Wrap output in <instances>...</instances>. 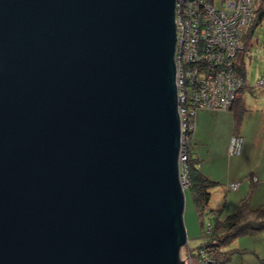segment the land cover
<instances>
[{"label":"water","instance_id":"95a60500","mask_svg":"<svg viewBox=\"0 0 264 264\" xmlns=\"http://www.w3.org/2000/svg\"><path fill=\"white\" fill-rule=\"evenodd\" d=\"M175 0H0V264H184Z\"/></svg>","mask_w":264,"mask_h":264},{"label":"built area","instance_id":"2783aa9c","mask_svg":"<svg viewBox=\"0 0 264 264\" xmlns=\"http://www.w3.org/2000/svg\"><path fill=\"white\" fill-rule=\"evenodd\" d=\"M220 1L221 7L217 9L216 1L175 0L174 62L180 120L178 163L183 190L189 186L187 163L196 112L229 110L244 85L235 70V57L253 18V1ZM241 146L242 137L234 136L229 153H239ZM249 180L257 181V178L250 176ZM238 186V182H233L229 188L234 190ZM203 256L200 251V257ZM180 259H184V264L191 262L189 255ZM199 262L205 263L206 258Z\"/></svg>","mask_w":264,"mask_h":264},{"label":"rangeland","instance_id":"374dc122","mask_svg":"<svg viewBox=\"0 0 264 264\" xmlns=\"http://www.w3.org/2000/svg\"><path fill=\"white\" fill-rule=\"evenodd\" d=\"M215 7L220 9L221 1L217 0L215 2ZM237 67H240V70L243 73V79L245 87L240 90V97L242 98L245 111L241 116V124L237 134H234V113L233 109L226 111H211V110H199L200 117L197 119L195 114V123L197 125V135L196 140L191 144L192 148H201L202 152H210L213 154H220L223 151L224 143L223 139L229 137V142L227 146V155L231 156L225 158L219 157L214 164V178L217 179L223 174L226 173V176L222 178V182H217V185L212 186L211 195L209 201V206L214 209L218 206V210L215 209L217 213L222 214V219L225 218L228 214L234 212L237 207V203L242 195H238L236 189H231L228 194L229 200L224 204L223 200H218L217 191L218 186L226 183L227 171L230 176H236V180L230 181L228 186L233 182H242V180L249 182V177H254L255 174L252 173L251 168L262 166L260 164V159H257L258 150H253L250 157L245 158L238 166L230 165V160H234V157L239 156L240 152L237 154L229 153V146L231 139L234 136H239L245 138V136H251L255 132L260 131L264 134V128L262 129L261 119L264 116V21L258 25L253 35L250 39V46L248 49L240 51L238 56L235 59ZM261 82L259 85L258 83ZM242 138V139H243ZM193 153V152H192ZM258 154V155H257ZM263 165H264V152H263ZM199 165H201L202 160L199 159ZM251 169V171H250ZM250 171V172H248ZM254 174V175H253ZM234 193V194H233ZM185 201H184V210H183V222L186 231V244L181 250V255L187 257L189 254L188 249H195L202 243V232L207 228L209 221L212 222L208 216H204L202 219L198 217L194 204L192 201V195L190 190L187 188L184 190ZM237 196L232 200V196ZM223 210V211H222ZM202 221V224H201ZM264 236V232H261ZM261 235V236H262ZM253 237H240L244 241L248 240L249 245L251 244ZM257 244L256 242H254ZM238 254H234L236 256ZM190 256V255H189ZM191 257V256H190ZM195 259H192L190 264H197ZM188 263V262H187Z\"/></svg>","mask_w":264,"mask_h":264},{"label":"trees","instance_id":"16d2710c","mask_svg":"<svg viewBox=\"0 0 264 264\" xmlns=\"http://www.w3.org/2000/svg\"><path fill=\"white\" fill-rule=\"evenodd\" d=\"M210 2L217 0H209ZM253 1V18L246 28L242 39L241 49L237 52L248 49L250 39L255 28L264 21V0ZM235 57V59H236ZM235 70L243 79V73L240 67H237L235 61ZM244 82V79H243ZM245 84L243 85V88ZM242 89V88H241ZM240 89V90H241ZM240 90L237 92L235 100L230 107L234 113V134H237L241 124V116L245 111ZM192 140V139H191ZM193 141V140H192ZM191 141V144L193 142ZM189 186L188 189L192 195V201L195 211L201 219L208 216L212 222L202 232V243L195 249H188L191 260L195 259L198 263L201 259L206 258V262L198 264H228L234 254L245 252V249L235 247V242L240 237H251L264 232V207L252 208L250 206V197L253 188L239 199L236 210L228 214L225 218L219 219L218 213L209 206L211 198V188L217 185V182L205 176L199 168V161L194 153L189 151L188 159ZM250 182H256L250 180ZM202 224V221H201ZM183 248V247H182ZM200 251L204 254L200 257Z\"/></svg>","mask_w":264,"mask_h":264},{"label":"crops","instance_id":"0c3cea01","mask_svg":"<svg viewBox=\"0 0 264 264\" xmlns=\"http://www.w3.org/2000/svg\"><path fill=\"white\" fill-rule=\"evenodd\" d=\"M244 105V104H243ZM199 113L201 112H197L196 117L197 119L200 117ZM262 122V129L264 128V116L261 119ZM195 123V122H194ZM197 125L195 123V127L192 133V140H196V135H197ZM261 130V129H260ZM257 131L255 132L253 135L251 136H245V138L242 139V146L240 149V155L234 157V160H230V165H231V161H232V165L234 166H238L239 163L238 162H242L245 158H249L251 155V152L253 150H258V157L257 159H260V164H262V166L259 167H255V168H251L252 169V173L255 174V177L257 178L256 182H247L242 180V182H240L239 186L237 187L236 190L234 191H238V195H242V194H246L249 189L253 188V192L251 194L250 197V206L252 208H258V207H264V165H263V152H264V134L261 131ZM192 141V142H193ZM228 142H229V137H226V139H223V143H224V147H223V152L220 154H211L210 152L206 151V152H202L200 149V147L198 148H192L191 146V152L194 153V155L197 157V159H201L202 163L201 165H199L200 171L207 176L209 179L211 180H215V181H220L222 182V178L226 176V173L223 174L224 176H221L220 178L218 177L217 179H215L213 176L215 174L214 169V164L216 162V160L219 157H223L225 156V158L231 157L227 155V146H228ZM250 169V171H251ZM248 171V172H250ZM253 174V175H254ZM236 176H230L229 172L227 171V177H226V183L223 185L218 186V191H217V195H218V200H223L224 204L227 203V201L229 200V196L230 194L229 191H231V189L228 186V183L230 181L236 180ZM234 194V193H233ZM232 196V200H234L235 198H237V196ZM243 195V196H244ZM243 196H241L240 198H242ZM212 197V195H211ZM215 207L214 205V210H218V206ZM223 211V210H222ZM224 213V211H223ZM222 213V214H223ZM222 214H220V212L218 213V218L222 219ZM262 234H257L255 236H251L253 237L251 244L254 245H249L250 242H248V240L244 241L243 239H237L235 242V247L239 248V249H245V252L242 253H238V255L233 256L231 261L228 264H264V236ZM254 242H256L257 244H255ZM197 263V262H196ZM198 264V263H197Z\"/></svg>","mask_w":264,"mask_h":264},{"label":"clouds","instance_id":"9594fccd","mask_svg":"<svg viewBox=\"0 0 264 264\" xmlns=\"http://www.w3.org/2000/svg\"><path fill=\"white\" fill-rule=\"evenodd\" d=\"M250 181V180H249ZM184 191V190H183ZM182 256V255H181Z\"/></svg>","mask_w":264,"mask_h":264}]
</instances>
